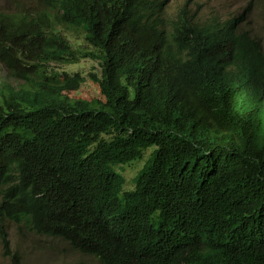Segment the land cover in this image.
I'll use <instances>...</instances> for the list:
<instances>
[{"label":"trees","instance_id":"obj_1","mask_svg":"<svg viewBox=\"0 0 264 264\" xmlns=\"http://www.w3.org/2000/svg\"><path fill=\"white\" fill-rule=\"evenodd\" d=\"M44 1L0 14V63L26 81L0 86L1 240L29 221L99 264H264V49L242 18ZM83 58L100 98L70 97L86 77L50 67ZM149 149L125 189L116 167Z\"/></svg>","mask_w":264,"mask_h":264},{"label":"rangeland","instance_id":"obj_2","mask_svg":"<svg viewBox=\"0 0 264 264\" xmlns=\"http://www.w3.org/2000/svg\"><path fill=\"white\" fill-rule=\"evenodd\" d=\"M188 1L191 11L201 18L217 15L221 18L239 16L242 18V27L252 36L259 39L264 49V0H172L170 10ZM48 11L44 0H0V14L4 13H34ZM57 26V25H56ZM63 34L71 40L84 41V34L78 28L64 27ZM52 70L66 69L71 73L80 72L86 80L77 90L67 92L72 98L92 99L100 98L99 85L89 77L90 73L99 76L97 64L83 58L77 63L50 64ZM11 83L13 86H26L25 80L11 76L6 67L0 63V86ZM152 149L145 152L144 159L131 164L118 166L126 178L125 189L133 187V178L144 165ZM8 244L0 238V264H11V254L16 251L20 254L22 264H99L96 256L74 249L68 241L47 234L36 232L29 221L17 223L11 220L5 222Z\"/></svg>","mask_w":264,"mask_h":264},{"label":"clouds","instance_id":"obj_3","mask_svg":"<svg viewBox=\"0 0 264 264\" xmlns=\"http://www.w3.org/2000/svg\"><path fill=\"white\" fill-rule=\"evenodd\" d=\"M240 16V15H239ZM243 21V20H242Z\"/></svg>","mask_w":264,"mask_h":264}]
</instances>
